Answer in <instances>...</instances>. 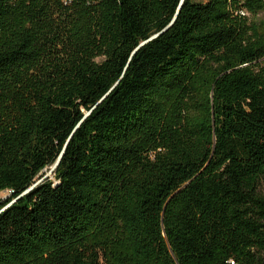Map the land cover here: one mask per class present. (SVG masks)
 <instances>
[{"label":"trees","instance_id":"16d2710c","mask_svg":"<svg viewBox=\"0 0 264 264\" xmlns=\"http://www.w3.org/2000/svg\"><path fill=\"white\" fill-rule=\"evenodd\" d=\"M2 192L0 264H264V0H0Z\"/></svg>","mask_w":264,"mask_h":264},{"label":"rangeland","instance_id":"374dc122","mask_svg":"<svg viewBox=\"0 0 264 264\" xmlns=\"http://www.w3.org/2000/svg\"><path fill=\"white\" fill-rule=\"evenodd\" d=\"M47 178L49 179H53L52 173L50 172V170L45 171ZM10 197V193L9 192H2L0 193V200H5L8 199Z\"/></svg>","mask_w":264,"mask_h":264},{"label":"water","instance_id":"95a60500","mask_svg":"<svg viewBox=\"0 0 264 264\" xmlns=\"http://www.w3.org/2000/svg\"><path fill=\"white\" fill-rule=\"evenodd\" d=\"M156 37H157V36H154V37H152L151 39H154V38H156ZM60 158H61V156L58 158V160L56 161V163L51 167V169H50V172H51V173H52V172L56 169V167L58 166V163H59V161H60ZM46 178H47V176H45V177L43 178V180L46 179ZM41 181H42V180H40L37 184H39ZM37 184H36V185H37ZM33 187H35V186H33ZM33 187H32V188H33ZM32 188H31V189H32ZM31 189H30V190H31ZM30 190H29V191H30Z\"/></svg>","mask_w":264,"mask_h":264}]
</instances>
